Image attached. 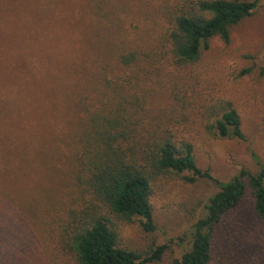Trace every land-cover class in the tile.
<instances>
[{"label": "trees", "instance_id": "16d2710c", "mask_svg": "<svg viewBox=\"0 0 264 264\" xmlns=\"http://www.w3.org/2000/svg\"><path fill=\"white\" fill-rule=\"evenodd\" d=\"M59 1L0 0V53L7 52L8 47L16 49L8 60L7 55L0 54L6 75L20 77L26 68L22 60L27 53L22 48L18 50L22 47L18 40L33 33L29 25L24 31L16 28L17 23L47 12ZM64 1L69 10L79 2L85 4L83 0ZM103 1L106 0H87L84 9L76 7L77 18L81 21L83 17L91 25L88 14H92V20L110 15ZM174 2L163 16L164 26L153 32V44H139L137 36L123 40L116 51L118 64L110 72L105 70L97 76L87 68V59L76 56L70 64L73 81L69 77L64 85L58 76L59 98L65 106L58 118L59 124L62 122L55 128V139L66 143L62 146L64 168L50 177L53 166L48 167L38 183L35 176L31 180L32 175L27 174L32 164L22 162L8 168L9 157L0 154V264H152L162 258L166 245L158 246L151 254L133 249L123 240L124 227L138 222L146 232L156 229L154 194L169 176H182L191 183L214 180L199 167L194 141L177 127L179 119L176 130L163 127V118L150 108L151 100H157L155 95L163 89L164 77L170 74L167 71L175 74L173 70L177 69L178 74L196 64L214 37L229 42L231 27L251 16L259 0ZM71 18L69 11L65 21ZM75 27L70 25L69 46L78 55L83 38L77 36ZM12 31L15 37L10 35ZM40 31L33 39L44 34ZM51 44L53 47L54 42ZM66 67L59 63L58 69L66 71ZM20 85V89L27 90L24 84ZM64 86L70 87L66 98L61 90ZM78 101L81 118L76 131L67 134V127H73ZM181 102L182 110L186 109L185 101ZM207 103L205 100L206 111L201 116L206 120L208 134L244 138L240 114L230 101ZM25 132L26 129L22 132L24 137ZM38 138L42 139L40 135ZM34 142H38L36 137ZM2 144L10 143L0 139ZM23 152L17 153L22 161ZM53 176L59 178V183ZM49 180L57 182L59 193L49 186ZM214 181L218 189L205 204L204 214L192 225L189 248L170 264H239L236 249L242 232L231 215L248 191L253 220L264 226V162L259 161L257 173L243 168L228 181ZM41 190L45 195L41 196ZM39 192L41 197H36ZM18 195L30 196V203H18ZM45 198L50 204L47 209H43ZM41 211L50 215L52 233H48V242L42 240L44 229L36 213ZM220 238L224 247L218 252ZM249 264H264V239L249 244Z\"/></svg>", "mask_w": 264, "mask_h": 264}, {"label": "rangeland", "instance_id": "374dc122", "mask_svg": "<svg viewBox=\"0 0 264 264\" xmlns=\"http://www.w3.org/2000/svg\"><path fill=\"white\" fill-rule=\"evenodd\" d=\"M83 1L87 4V0ZM102 3L111 14L96 16L95 20H92L91 13L88 14L91 25L83 17L80 21L76 16V7L81 10L85 8L83 2L69 10L65 8H69L66 2L60 0L47 12L26 17L28 21L16 25V28L21 27L22 30H28L29 25L33 33L31 36H23L22 41L18 40L22 44L18 50L22 48L27 53L26 59L22 60L26 68L20 77H13L6 75L8 71L0 65V139H7L10 143L0 145V154L9 157L8 168L22 162L32 164L29 165L30 171L27 174L32 175L31 180L36 178L38 183L45 176L48 167L53 166L50 177L57 169L65 167L62 146L66 143L55 139L58 135L55 128L61 126L62 122L59 124L58 118L65 106L59 98L58 76L64 85L69 77L73 81L74 69L70 64L76 61V56L87 59V68L97 76L105 70L110 72L118 64L116 51L122 47L123 40L129 41L130 37L137 36L141 40H138L139 44H153L156 40L153 32H159L164 26L166 20L163 16L174 7L175 2L106 0ZM69 11L73 22L65 21ZM71 24L79 26L77 29L75 27V31L79 38H83V48L81 47L78 55L69 46ZM36 31L44 33L38 40L33 39L34 34H38ZM10 35L14 36L13 31ZM51 41L54 42L53 47ZM15 51L16 49L8 47L7 52L0 54L7 55L8 60ZM59 63L67 65L66 71H59ZM173 71L175 74L166 72L170 74L164 77L163 89L155 95L157 100H151L150 108L156 116L163 118V127L176 130L175 122L179 119L177 127L183 130L182 133L189 134L194 141L199 167L208 171L214 180L228 181L243 168L257 173L259 161L264 162V0H259L258 7L251 16L231 27L229 42L214 37L196 64L179 70L178 74L177 69ZM20 84H24L27 90L20 89ZM61 90L66 93V98L70 87L64 86ZM205 100L208 103L210 100L230 101L240 114L244 138L214 137L208 134L204 127L206 120L201 116L206 111ZM180 101H185L186 109L182 110L183 102ZM79 102L74 107L73 127H67L66 131H70L67 134L74 133L78 127L81 118ZM184 117L187 119L184 120ZM25 129L24 137L22 132ZM35 137L37 143L34 142ZM12 140L17 142L12 144ZM33 149L34 151H30ZM19 150H24L23 161L17 156ZM31 160L34 162L30 163ZM53 178L59 183V178ZM214 180L200 179L191 183L186 182L182 176H169L162 182V186L156 187L154 194L156 229L149 233L138 222L129 224L122 232L125 244L149 254L164 244L166 251L162 258L152 264H170L172 259L189 248L192 225L204 214L205 204L218 189ZM49 181V186L55 187L53 190L59 193L57 182ZM42 190L41 196L45 195ZM35 196L41 197L40 192ZM29 197L18 195L17 201L30 203ZM251 199L248 191L231 215L233 220L238 221L237 225L242 232L236 249V263L239 264H249V244L259 238L264 239V226L253 220ZM45 201L46 198L42 202L43 209L50 206ZM36 213L44 229L42 240L51 241L48 236V233H52L48 224L50 215L46 211ZM231 239H236V236H231ZM221 242L220 238L218 252L224 247Z\"/></svg>", "mask_w": 264, "mask_h": 264}]
</instances>
